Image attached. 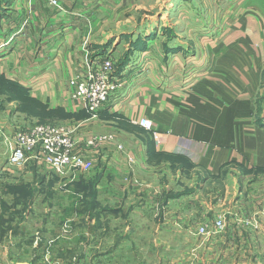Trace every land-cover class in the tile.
<instances>
[{"label": "crops", "instance_id": "crops-1", "mask_svg": "<svg viewBox=\"0 0 264 264\" xmlns=\"http://www.w3.org/2000/svg\"><path fill=\"white\" fill-rule=\"evenodd\" d=\"M236 3L209 37L202 36L189 46L159 50L152 48L156 37L138 31L144 27L130 32L133 0H59L58 6L47 0H0V75L46 109L69 115L65 119L75 151L88 157L94 167L87 172L72 169L60 176L32 156L19 167L10 165L9 145L14 129L22 125V113L16 100L0 108L8 118L15 113L17 121H0L4 129L3 138L0 129V147L3 142L8 150L7 163L0 165V179L17 171L31 175L30 180L19 182L20 189L34 190L24 204L27 210L33 211L38 194L42 200L57 201L59 230L50 240L55 247L46 248L60 252L81 247L75 242L76 221H105L114 212L116 220L135 215L138 220H150L148 209L154 213L158 209L164 224L170 228L174 221L179 228V264L264 261L258 255L251 257L256 252L261 255L258 241L264 237V219L258 223L249 218L256 201L243 197L209 200L196 192L206 182L215 183L238 168L264 171V15L257 6ZM110 45L113 50L124 46L127 51L128 59L114 73L125 84L92 117L72 98L68 80L84 73L93 60L112 53ZM142 120L149 126H143ZM106 132L114 134L111 139L100 145L86 144ZM164 155L180 156L199 171L192 175L193 196L187 191L167 196L175 190L171 184L176 180L159 184L155 173L168 170L171 163L159 159L156 164L151 158ZM175 166L177 173L184 169ZM238 178L240 182L243 177ZM14 181L10 177L7 184L3 182L0 200L12 199L9 190ZM61 196L67 199L65 206L58 200ZM221 207L226 208L223 227L208 235L197 234L202 222L213 227ZM30 210L22 212L21 220L38 219ZM8 211L12 208L4 210L5 218L10 217ZM169 228L164 230L169 233ZM66 231L68 235L63 234ZM82 247L79 250L84 251L88 245Z\"/></svg>", "mask_w": 264, "mask_h": 264}, {"label": "rangeland", "instance_id": "rangeland-1", "mask_svg": "<svg viewBox=\"0 0 264 264\" xmlns=\"http://www.w3.org/2000/svg\"><path fill=\"white\" fill-rule=\"evenodd\" d=\"M237 1L240 2L238 4L257 6L258 10L264 15V0H133V26L130 32L133 33L137 29L144 27L138 31L143 34L149 32L151 34L149 36L156 37L155 44L158 46L153 45L152 48L156 47L159 50L178 48L182 44L189 46L202 36L209 37L214 32V29L219 28L221 20L225 15H229V9L233 8L232 5L237 4ZM257 15L260 16L259 13ZM137 21H140V24L135 29ZM110 46L113 52L104 55V57L110 55L108 58H110L109 60L115 73V70L117 71L120 68L123 64L122 61L128 54H126L127 51L124 50V46L119 48L114 46V50L112 45ZM26 94L17 89L14 84L7 83V81L4 83L0 79V108L9 107L10 105L8 104L10 103L8 102L13 98H17L21 102L16 105L17 108L19 107L20 113H22L20 115L22 125L19 129L28 127L31 129L37 124L64 126L70 129L68 126L70 124L67 122L69 120L65 119L69 118V115L60 110L46 109ZM8 116V113L0 112V121L5 118L13 123L17 122L15 113H10L11 118H8ZM1 124L2 122H0ZM3 132L4 129H1V137ZM104 135L112 136L114 134L106 132ZM7 151L6 146L2 142L0 147V165L7 163ZM162 157L151 158L155 159L156 164L159 159L169 160L171 163V168L168 170L160 169L155 173L159 184L167 183V179L170 178L176 180V183L171 184L169 182L174 186L175 190L167 196H178L180 191H187L189 195L193 196L194 194H191V192L196 191L194 190L196 185L195 180H192V175L196 176L195 172L199 173V171L193 170L192 166L180 156ZM175 165H180L184 169H180V172L177 173ZM42 166L45 165L42 164ZM240 175L243 178L240 182H237L236 180L239 179ZM10 177L12 181L15 180L12 183L14 186L9 190L12 199H8L6 202L0 200V263L179 264L181 261L179 228L174 224V221H172L170 228L167 223L164 224L161 216H159L161 213L158 209H155V213L148 209L146 218L149 217L150 220H138V215L133 216L129 220H116L114 212L110 213V217L105 221L103 219L76 221L74 222L77 227L75 242L77 241V246L81 245V247L60 252L52 247L46 248V245L48 246L49 244L55 247L54 243H50V240L55 237L53 236L54 233L57 234V229L59 230L57 222L58 212H56L57 201L42 200V195L38 194L31 205L33 211L27 210V205L24 204L27 203V199L30 200L32 198L34 190L20 189L19 182L30 180L31 175L17 171ZM10 177L5 175L0 179V199L3 198L5 192L3 182L7 184ZM157 190L160 191L159 188ZM196 192L199 196L209 200H222L223 198L225 200H235L237 197H243L244 200H255L256 206L251 210L252 214L249 218L254 217L258 223H261L264 219V214H261V205L264 204V171L262 169H252L246 172L238 168V172H234L232 175L223 174L221 180L215 183L206 182ZM21 196L25 199L20 200ZM58 200L62 206H65L64 200H67L65 197L61 196ZM10 208H12V211L7 212L10 217L5 218L3 212ZM220 209L216 219L220 218L223 220L225 219L226 208L221 207ZM29 210L31 214H34V212L38 214L37 220L33 218L21 220L20 215L22 212ZM256 211L257 213H255ZM153 213L156 216H153ZM204 224L207 225V232L202 234L200 232ZM211 225L207 221L198 224L196 228L197 234L208 235L212 233L217 228L215 223H213V227ZM165 228H169L171 231L167 233L168 231H165ZM3 229L6 230L5 233ZM63 234L68 235L67 231ZM60 240L62 244L66 245V238L62 237ZM83 243L88 245L87 249L84 248V251L79 250L83 248ZM258 244L262 253L261 255L257 252L252 253V258H255V255L264 258V237L261 240L259 239ZM261 264H264V261H261Z\"/></svg>", "mask_w": 264, "mask_h": 264}, {"label": "built area", "instance_id": "built-area-1", "mask_svg": "<svg viewBox=\"0 0 264 264\" xmlns=\"http://www.w3.org/2000/svg\"><path fill=\"white\" fill-rule=\"evenodd\" d=\"M47 1L52 5H59V0ZM124 81V78L115 76L111 61L104 57L87 64L85 72L75 74L68 83L72 88V98L94 117L109 101L116 98ZM141 124L149 126L147 120H142ZM111 138V135H96L85 142L87 145H100ZM10 145L8 163L12 166L19 167L28 156H32L60 176L72 169L87 172L92 167V161L88 157L76 153L71 130L64 126L37 124L31 129L15 128ZM214 223L217 229L223 227V220L220 218ZM206 232L207 225L204 224L200 233Z\"/></svg>", "mask_w": 264, "mask_h": 264}, {"label": "trees", "instance_id": "trees-1", "mask_svg": "<svg viewBox=\"0 0 264 264\" xmlns=\"http://www.w3.org/2000/svg\"><path fill=\"white\" fill-rule=\"evenodd\" d=\"M128 59V55H127V57L123 60V61H126ZM124 63V62H123ZM0 79L5 83L6 81H7V83L8 82H10V83H12V84H14L15 85V87L17 88V89H20L21 91H23L25 94H26V92H25V90H23V89H21V87H19L17 84H15V83H13V82H11V81H9V80H7V79H5L3 76H1L0 75ZM27 96H28V94H26ZM29 97V96H28ZM12 100H16L18 103H21V102H19V100L17 99V98H13ZM35 101H37L36 99H34ZM39 104H41L44 108H45V105H43L42 103H40L39 101H37ZM19 108V107H18ZM20 110V109H19ZM61 111V110H60ZM164 157L165 158H169L167 155H164Z\"/></svg>", "mask_w": 264, "mask_h": 264}, {"label": "bare ground", "instance_id": "bare-ground-1", "mask_svg": "<svg viewBox=\"0 0 264 264\" xmlns=\"http://www.w3.org/2000/svg\"><path fill=\"white\" fill-rule=\"evenodd\" d=\"M84 110V109H83Z\"/></svg>", "mask_w": 264, "mask_h": 264}]
</instances>
